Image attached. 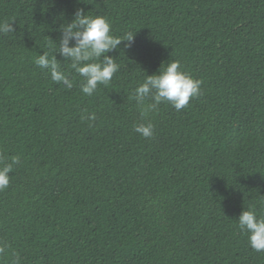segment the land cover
Wrapping results in <instances>:
<instances>
[{
	"label": "trees",
	"instance_id": "trees-1",
	"mask_svg": "<svg viewBox=\"0 0 264 264\" xmlns=\"http://www.w3.org/2000/svg\"><path fill=\"white\" fill-rule=\"evenodd\" d=\"M78 8L134 34L91 96L56 52ZM0 24V264H264L238 226L264 215V0H0ZM173 60L200 94L142 115L136 87Z\"/></svg>",
	"mask_w": 264,
	"mask_h": 264
},
{
	"label": "clouds",
	"instance_id": "clouds-1",
	"mask_svg": "<svg viewBox=\"0 0 264 264\" xmlns=\"http://www.w3.org/2000/svg\"><path fill=\"white\" fill-rule=\"evenodd\" d=\"M61 25L59 47L56 52L72 61V68L83 77L82 93L91 96L99 84H108L114 73L118 71L119 65L108 53L117 49L122 41H127L126 47H130L134 34L129 33L125 38L116 37L111 32V25L106 16L88 15L79 8L70 22ZM13 30L12 24H0V32L8 33ZM101 57L103 59H100ZM58 61L56 55L53 54L50 57L48 52H42L34 63L39 68L47 70L52 81L63 82L67 88L71 89L72 81L61 70ZM200 88L201 81L183 71L180 61L173 60L160 67L157 72L147 75L136 87L134 98L141 107L142 115H146L162 102L170 103L177 111H180L189 104L191 98L200 94ZM149 97L152 100L151 104L146 103ZM89 118L95 117L93 115ZM135 131L145 138H150L154 134L151 122L137 124ZM12 163H18V158ZM11 171V164L6 163L0 167V190L8 187ZM238 226L247 234L251 248L256 251L264 250V215H258L252 207L243 208L238 217ZM2 251L3 249H0V252Z\"/></svg>",
	"mask_w": 264,
	"mask_h": 264
}]
</instances>
